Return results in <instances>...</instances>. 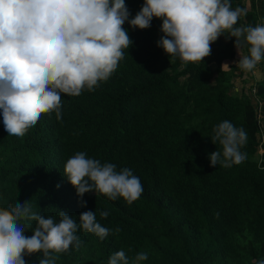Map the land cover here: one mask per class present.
Masks as SVG:
<instances>
[{"label":"trees","instance_id":"trees-1","mask_svg":"<svg viewBox=\"0 0 264 264\" xmlns=\"http://www.w3.org/2000/svg\"><path fill=\"white\" fill-rule=\"evenodd\" d=\"M145 0H125L132 16ZM247 10L240 23L264 24V0H231ZM162 20L149 29L124 28L133 41L110 78L79 96L62 94V120L41 114L21 138L9 136L0 110V208L30 201L33 211L59 220L96 212L113 231L103 240L78 230L79 250L59 254L57 264H108L124 250L131 260L141 251L142 264H253L264 259V60L261 78L234 89L237 77L235 38L220 36L203 62L171 59L157 47ZM247 54V48L241 50ZM240 57V56H239ZM251 78V72H247ZM224 120L247 133L241 151L246 160L231 168L211 166L213 128ZM261 151V152H259ZM77 152L117 170L130 169L143 185L129 205L95 192L81 198L64 174ZM57 185H60L57 188ZM101 211L110 215L100 217ZM218 214V215H217ZM26 236H31L35 221ZM119 227L121 231L114 230ZM41 253L25 254L38 264Z\"/></svg>","mask_w":264,"mask_h":264},{"label":"clouds","instance_id":"clouds-1","mask_svg":"<svg viewBox=\"0 0 264 264\" xmlns=\"http://www.w3.org/2000/svg\"><path fill=\"white\" fill-rule=\"evenodd\" d=\"M247 10L233 8L231 0H145L133 17L125 0H0V110L9 136L23 137L41 114L55 112L62 120L61 95L79 96L94 91L107 81L124 58L133 41L124 28L149 29L153 18L162 20L163 35L157 41L181 68L203 62L211 54V44L220 36L235 38L242 72H253L264 60V24L240 23ZM247 48V54L242 49ZM228 66L227 64L223 65ZM211 141L222 151L210 154L212 167L243 163L247 154V133L231 121L213 128ZM64 174L81 198L95 192L129 205L143 193V185L128 168L101 163L85 152L70 157ZM60 185H57L59 188ZM110 215L101 211L100 217ZM218 215V214H217ZM59 220L33 211L30 201L0 208V264H26L25 254L41 253L38 264H57L59 254L79 250L83 244L78 230L93 233L101 240L113 230L97 221L96 212L74 216L59 210ZM35 221L32 235L26 236ZM119 233L121 229L114 230ZM148 259L139 252L131 260L124 250L114 252L108 264H142ZM253 264H264V259Z\"/></svg>","mask_w":264,"mask_h":264},{"label":"rangeland","instance_id":"rangeland-1","mask_svg":"<svg viewBox=\"0 0 264 264\" xmlns=\"http://www.w3.org/2000/svg\"><path fill=\"white\" fill-rule=\"evenodd\" d=\"M240 57H239V54L236 50V59H233V60H230L229 62H225V64H231V62H235L236 61H239ZM224 64V65H225ZM228 66H225L224 68H227ZM262 76V73L261 71L258 69V67H256V69L251 72V78H249V74L247 72H243V74L239 77H237L236 79V85L234 87V89L240 91L242 86H245V87H249L252 82H256L258 81ZM261 114H260V120L262 121V119L264 118V112H261L259 111ZM261 152V151H259Z\"/></svg>","mask_w":264,"mask_h":264}]
</instances>
